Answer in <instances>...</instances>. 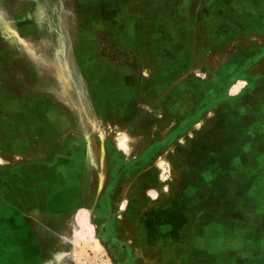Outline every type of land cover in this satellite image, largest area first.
Segmentation results:
<instances>
[{"label":"rangeland","instance_id":"obj_1","mask_svg":"<svg viewBox=\"0 0 264 264\" xmlns=\"http://www.w3.org/2000/svg\"><path fill=\"white\" fill-rule=\"evenodd\" d=\"M263 13L0 0V264H264V178L225 165L239 115L213 110L264 74V31L240 30Z\"/></svg>","mask_w":264,"mask_h":264},{"label":"crops","instance_id":"obj_2","mask_svg":"<svg viewBox=\"0 0 264 264\" xmlns=\"http://www.w3.org/2000/svg\"><path fill=\"white\" fill-rule=\"evenodd\" d=\"M251 14H245V16H250ZM260 24H252V22H244L243 25L241 24V31L244 33H250V32H263L264 31V13L259 16ZM264 50V48H262ZM264 52V51H263ZM264 58V53L262 54ZM261 57V56H260ZM262 58V57H261ZM246 59V56H245ZM248 59V57H247ZM250 69V70H249ZM244 73L247 75L246 82H248L249 89L245 91L244 94H241L240 96H232L230 97L227 102H224L223 104H218L213 107V110L219 108V111L217 112L218 115L227 114V113H237V123L236 125H233L235 120H231L232 125H229L230 128V134L231 137L228 136V143L229 146L228 151L232 152L231 158H226L225 165L228 164V167L232 170L238 168V170H241L239 173V176L244 178L246 176H252L253 168L258 167L260 172V179L264 178V119L258 120V121H252L251 118L246 114V110L249 108H252L253 105L256 106L255 103L260 102V105L258 106L261 109V113L264 111V93L262 88H264V74H258L254 73V70L252 68H247ZM264 73V72H263ZM257 83V84H256ZM259 86L262 87L259 89ZM258 97H261V100H258ZM260 113V114H261ZM259 114V115H260ZM220 117V116H219ZM263 115H260V118H262ZM210 128L207 129V131H210L211 134L214 132L218 135V128H220L219 121L214 118L212 122L210 123ZM258 125V127H257ZM217 126V128H216ZM261 128L263 130H261ZM206 131V130H205ZM209 133V132H208ZM209 139V137H207ZM212 141L218 140L217 149L215 147H212L210 152L212 154L217 152H222V150H225V143L223 141V137H211ZM199 138H197L196 141H198ZM214 145V143H212ZM230 144L233 146L230 148ZM235 146H238L237 148ZM222 149V150H221ZM213 156V155H212ZM211 157V155L209 156ZM213 164V167H221V165L214 164L217 163L216 161V155L213 156V159H211ZM223 159L221 160V162ZM223 164V162H222ZM220 169V168H219ZM243 170V171H242ZM244 173V174H243ZM230 174V172H229ZM235 174V173H234ZM228 175V174H227ZM245 180V179H244ZM227 184V182H225ZM232 186V185H231ZM22 240V239H21ZM23 241V240H22ZM32 250H35V253H37L39 249V243L36 239L35 244L31 247ZM4 250H6L4 248ZM24 251H27V248L24 247Z\"/></svg>","mask_w":264,"mask_h":264},{"label":"bare ground","instance_id":"obj_3","mask_svg":"<svg viewBox=\"0 0 264 264\" xmlns=\"http://www.w3.org/2000/svg\"><path fill=\"white\" fill-rule=\"evenodd\" d=\"M90 136V135H89ZM91 137V136H90ZM90 137H89V139L88 140H90ZM88 138V137H87ZM127 140H129V137L127 136V135H123L121 138H120V140H119V145H121V146H125L126 145V143H127ZM94 144V143H93ZM92 147V146H91ZM94 152V151H93ZM96 156V155H95ZM94 156V157H95ZM96 159V158H95ZM96 162V161H95Z\"/></svg>","mask_w":264,"mask_h":264}]
</instances>
